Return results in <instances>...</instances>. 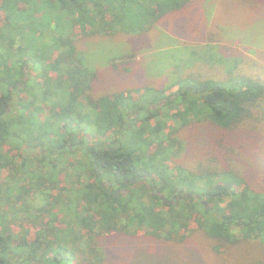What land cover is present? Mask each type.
<instances>
[{"label": "trees", "instance_id": "1", "mask_svg": "<svg viewBox=\"0 0 264 264\" xmlns=\"http://www.w3.org/2000/svg\"><path fill=\"white\" fill-rule=\"evenodd\" d=\"M194 1L0 0L10 14L41 6L57 19L51 31L28 26L39 45L27 27L0 19V48L13 62L0 72L9 194L0 206L14 198L27 216L19 229L0 208V264H110L102 242L113 234L182 244L198 230L221 243H264V67L245 72L231 54L218 73L208 54L195 60L190 50L166 87L100 93L102 75L83 53L92 46L79 50L88 37L144 34ZM135 58L107 65L127 76ZM201 65L211 72H194ZM198 123L214 135L206 159L190 167L180 135Z\"/></svg>", "mask_w": 264, "mask_h": 264}, {"label": "rangeland", "instance_id": "2", "mask_svg": "<svg viewBox=\"0 0 264 264\" xmlns=\"http://www.w3.org/2000/svg\"><path fill=\"white\" fill-rule=\"evenodd\" d=\"M48 11L42 10L41 6L35 11L28 10V6L21 7L17 13L21 17L19 18L16 13L13 15L0 9V19L6 25L19 24L27 28L29 25L36 26L40 23L43 29L51 31L52 20L54 22L57 19ZM54 26L57 29L58 23H54ZM27 31L28 36H32L31 40L36 39L34 45H39L40 31L36 30L33 34L29 28ZM9 32L11 39V29ZM63 34L68 37L67 32ZM86 45L92 47L84 51ZM33 49L31 47L28 52ZM79 50L84 51L89 67L102 75L96 89L100 93L128 90L145 86L146 83H153L151 85L157 88L166 87L173 72L172 66L182 65L181 59L183 56L189 58L191 51L196 54L195 60L208 54L213 62H217L218 73H223L228 68L227 66L222 70L220 65L223 59L231 54L243 60L245 72H252L255 68L260 69L255 63L264 67V0H195L182 11L162 17L144 34H119L110 39L88 37L79 42ZM125 54L136 55V63L127 76L116 74L107 65L109 59ZM12 63L11 57L6 55L2 46L0 72L4 66L13 67ZM206 71H210L208 65L194 69L197 74L203 72L206 75ZM4 74L6 78L7 75ZM4 77L1 76L0 84L5 80ZM2 86L4 84L0 85V95ZM41 103L39 100L37 106ZM208 127L205 123H198L183 129L180 137L184 138L185 145L179 156L181 160L177 161L193 167L196 166L197 160L206 159L210 152L208 141L214 135V129ZM62 180L65 181V178ZM7 184V174L0 173V204L9 196L4 190ZM13 196L12 194L10 197ZM11 200L7 206L0 208L8 214L10 222L20 229L22 219L27 216L19 212L22 203L18 201L16 204L14 198ZM210 204H213L212 201ZM147 235L149 234L145 233L144 237L136 239H128L120 234L109 236V239L102 242L110 251V254L104 252L106 261L109 259L110 264H264V243L260 241L221 243L198 230L192 234L187 232L182 244L149 238Z\"/></svg>", "mask_w": 264, "mask_h": 264}]
</instances>
